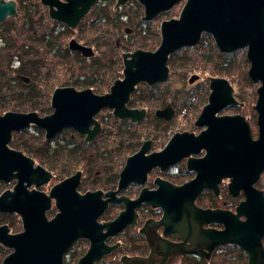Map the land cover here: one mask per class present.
<instances>
[{
    "label": "flooded vegetation",
    "instance_id": "flooded-vegetation-1",
    "mask_svg": "<svg viewBox=\"0 0 264 264\" xmlns=\"http://www.w3.org/2000/svg\"><path fill=\"white\" fill-rule=\"evenodd\" d=\"M185 1L0 0V264L24 216L74 215L85 194L89 232L63 264L91 250L92 264L245 259L226 240L246 194L230 190L218 119L244 114L256 138L259 84L231 72L245 48L222 50L206 30L160 49Z\"/></svg>",
    "mask_w": 264,
    "mask_h": 264
},
{
    "label": "water",
    "instance_id": "water-1",
    "mask_svg": "<svg viewBox=\"0 0 264 264\" xmlns=\"http://www.w3.org/2000/svg\"><path fill=\"white\" fill-rule=\"evenodd\" d=\"M158 1L162 10L177 0ZM190 27L193 31L188 29ZM202 30L210 32L222 50L246 47L250 62L248 76L253 83L260 82L253 104L257 112V137H252L250 126L242 116H222L218 119L223 126L218 146L227 156L228 166L224 168L231 178L230 190L234 192L241 186L246 194L245 200L237 207L238 212L229 214L226 240L242 246L248 253L247 264H264L261 242L264 196L262 190L254 186L264 170V0H186L178 18L164 22L160 49L168 52L174 48L173 44L193 42ZM216 83L217 79L214 85ZM214 94L218 98L220 91L215 90ZM228 94V102H234L230 86ZM92 201L91 195L78 196L72 209L74 215L64 216L62 211L50 221L39 213L24 216V231L10 237L14 250L1 264H63L62 254L67 247L75 238L89 232L92 218L88 215V204ZM238 214H243L245 219L240 220ZM91 251L77 264H92L98 257H94Z\"/></svg>",
    "mask_w": 264,
    "mask_h": 264
},
{
    "label": "rangeland",
    "instance_id": "rangeland-1",
    "mask_svg": "<svg viewBox=\"0 0 264 264\" xmlns=\"http://www.w3.org/2000/svg\"><path fill=\"white\" fill-rule=\"evenodd\" d=\"M238 48H242L243 49V47H238ZM237 57H239V58H237ZM233 60H235V61H233L234 63L232 62V65L234 66V70H231V72H233V75H234V73L235 74H238L240 72V70H242V68H246L247 69V67L249 66V62H248V64L246 63V60L244 59L243 54H240V56H239V54H237L236 56L234 55ZM237 71H238V73H237ZM240 78L242 80V83L245 82V84L247 86L248 85H250V86L253 85L252 83L250 84L248 82V80H249V77L248 76H246V77H242L241 76ZM254 87H255V85H253L252 87H248L249 88V91H251V90L253 91ZM248 88L247 87H244L243 90H245L246 92H248ZM251 94L256 96V92L255 93L254 92H251ZM250 98L252 100V96ZM253 104H254V102H253ZM260 175H262V177L260 179L258 178L259 181L257 180L256 181L257 183L256 182L254 183L255 188H257L259 190H261V189L264 188L263 185H262V183H261V181L264 178V170L260 173ZM262 182L264 183V180ZM232 243H234V242H232ZM262 245L264 247V238H263V241H262ZM239 246L242 248L241 245H239ZM242 250L246 253L244 255L245 259H242V256H240V260L239 261H235L234 259L232 260V258H231V257H233L232 255H228V256H226V258H224L223 262L226 263V264H242V263L243 264H247V261H248V258H247L248 253L243 248H242ZM224 263H222V264H224Z\"/></svg>",
    "mask_w": 264,
    "mask_h": 264
},
{
    "label": "bare ground",
    "instance_id": "bare-ground-1",
    "mask_svg": "<svg viewBox=\"0 0 264 264\" xmlns=\"http://www.w3.org/2000/svg\"><path fill=\"white\" fill-rule=\"evenodd\" d=\"M184 4H185V2H184ZM184 4H183V6H184ZM182 6V7H183ZM182 9V8H181ZM181 11V10H180ZM189 30H192L193 31V29H192V27H190V28H188ZM173 46H174V44H173ZM243 48H245V52L243 53V57H244V59L246 60V63L248 64V62H249V60H248V57H247V48L246 47H243ZM236 49V48H235ZM232 50H234V49H232ZM232 50H230V51H232ZM240 56V55H239ZM237 58H239V57H237ZM244 61V60H243ZM249 66H250V62H249ZM249 66L247 67V75H248V69H249ZM245 71H246V68H245ZM250 78V77H249ZM218 80H221V81H223L222 79H218ZM225 82V81H224ZM258 84H260V82H257ZM225 84L227 85V86H232L231 85V83H229V82H225ZM233 96V95H232ZM255 113H256V120H257V112H256V110H255ZM234 115H240V116H242L243 118H244V120L248 123V121H247V119H246V117L244 116V114H234ZM249 124V123H248ZM262 177V175H259V179ZM258 179V180H259ZM262 190V192H263V196H264V190L263 189H261ZM235 230V229H234ZM236 231V230H235ZM236 235V234H235ZM231 236H233V235H231ZM228 238V237H227ZM263 238H264V233L262 234V236H261V242L263 241Z\"/></svg>",
    "mask_w": 264,
    "mask_h": 264
},
{
    "label": "trees",
    "instance_id": "trees-1",
    "mask_svg": "<svg viewBox=\"0 0 264 264\" xmlns=\"http://www.w3.org/2000/svg\"><path fill=\"white\" fill-rule=\"evenodd\" d=\"M245 76H246V74H245ZM263 180H264V178H263ZM263 180H262V181H263ZM262 181H261V183H262V185H263V187H264V183H263ZM263 190H264V188H263Z\"/></svg>",
    "mask_w": 264,
    "mask_h": 264
}]
</instances>
